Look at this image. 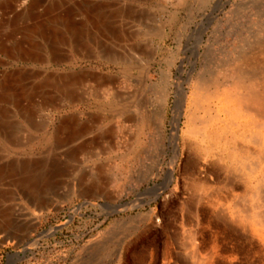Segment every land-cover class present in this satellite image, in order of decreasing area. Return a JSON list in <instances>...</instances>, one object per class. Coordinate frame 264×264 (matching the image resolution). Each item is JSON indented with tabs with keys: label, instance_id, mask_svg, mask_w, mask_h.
Returning <instances> with one entry per match:
<instances>
[{
	"label": "rangeland",
	"instance_id": "1",
	"mask_svg": "<svg viewBox=\"0 0 264 264\" xmlns=\"http://www.w3.org/2000/svg\"><path fill=\"white\" fill-rule=\"evenodd\" d=\"M6 74L0 264H264V0H0Z\"/></svg>",
	"mask_w": 264,
	"mask_h": 264
},
{
	"label": "bare ground",
	"instance_id": "2",
	"mask_svg": "<svg viewBox=\"0 0 264 264\" xmlns=\"http://www.w3.org/2000/svg\"><path fill=\"white\" fill-rule=\"evenodd\" d=\"M31 2V1H30ZM31 5V4H30ZM30 7V6H29ZM31 10V9H30ZM21 15H22V13H20ZM17 15H19V13L17 14ZM29 15V14H28ZM20 16V15H19ZM17 18V17H16ZM25 19V18H24ZM32 19V18H31ZM43 30V28L42 27H40V26H37L36 27V29L35 30ZM41 33V32H40ZM27 40H29V39H27ZM32 40V39H31ZM27 42V41H26ZM31 42V41H30ZM29 42V45H30V47H33V46H31V45H33V44H31ZM28 45V44H27ZM261 45V44H260ZM35 47V46H34ZM33 47V48H34ZM28 49V48H27ZM21 50H23V51H26V50H24V49H21ZM31 51L32 50H30V49H28L27 50V52H30L31 53ZM143 72V71H142ZM256 75V74H255ZM5 76H7V77H5ZM4 77H1V79H0V87H6L7 85H8V83L10 82V79L8 78V75L6 74ZM251 76V75H250ZM258 76V75H257ZM257 76H254V75H252L251 77H249V79L250 80H252V79H254L255 80V78L257 77ZM9 77H10V75H9ZM18 77V76H17ZM258 78L259 77H257V80H258ZM12 79V78H11ZM14 79V78H13ZM261 79V78H260ZM20 80V79H19ZM253 80V81H254ZM12 81H14V80H11V82ZM252 81V82H253ZM17 83H18V81H16ZM15 83V82H14ZM61 83V82H60ZM10 84H12V83H9V85ZM21 84V83H20ZM251 84V83H250ZM249 84V85H250ZM8 85V86H9ZM11 86V85H10ZM16 84H14V85H12V87H13V89H15L16 90ZM245 86V88H242L243 89V91L242 92H240V93H237V95L235 96L236 97V100H237V102H239L243 107V109H245L246 111L248 110V111H253V112H256V113H258L259 115H262V116H264V82H262L261 80H260V82H256L255 84H253V85H250V86H247L246 84L244 85ZM2 88H1V90H2ZM8 88V87H7ZM6 88V89H7ZM19 88V87H18ZM21 88V87H20ZM20 88L18 89L19 90V92H21L20 91ZM5 89V90H6ZM12 89V88H11ZM15 90H12L11 92H13V91H15ZM9 91V90H8ZM3 92V91H2ZM4 92H6V91H4ZM4 92H3V94H4ZM1 93V92H0ZM7 93V96H9L8 94H9V92H6ZM5 93V94H6ZM216 92H214V91H212L211 93H210V95H214ZM2 94V93H1ZM14 95V94H13ZM2 98H1V101H2V99L4 98V99H6L7 100V98L6 97H3V96H1ZM14 97V96H13ZM6 102V101H5ZM11 103V102H10ZM15 104V103H14ZM247 111V112H248ZM258 114H255L256 116H258ZM2 115V114H1ZM261 119H263L262 117H261ZM260 120V119H259ZM193 122L196 124V119L195 120H193ZM263 122V121H262ZM201 123V122H200ZM256 124V123H255ZM264 124V123H263ZM195 128H197L198 126L197 125H195L194 126ZM67 130H69L68 129V127L66 128ZM175 135H176V132H175ZM210 137L212 138V140L213 141H215L216 139H218V136H216V135H210ZM174 148H175V156H176V143H175V145H174ZM175 158V157H174ZM156 191V190H155ZM8 225V224H7ZM2 228V223H0V229ZM3 231V230H2Z\"/></svg>",
	"mask_w": 264,
	"mask_h": 264
}]
</instances>
